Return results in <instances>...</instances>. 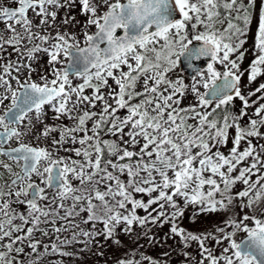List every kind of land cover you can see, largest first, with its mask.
Listing matches in <instances>:
<instances>
[{
	"label": "snow or ice",
	"instance_id": "snow-or-ice-1",
	"mask_svg": "<svg viewBox=\"0 0 264 264\" xmlns=\"http://www.w3.org/2000/svg\"><path fill=\"white\" fill-rule=\"evenodd\" d=\"M255 4L0 3V264H64L48 258L119 246L137 227L159 243L165 224V240L197 245L187 264H264V83L241 88L264 77V9L241 69ZM184 64L190 82L175 75ZM190 207L193 223L224 219L192 232ZM142 261L161 264H116Z\"/></svg>",
	"mask_w": 264,
	"mask_h": 264
},
{
	"label": "rangeland",
	"instance_id": "rangeland-1",
	"mask_svg": "<svg viewBox=\"0 0 264 264\" xmlns=\"http://www.w3.org/2000/svg\"><path fill=\"white\" fill-rule=\"evenodd\" d=\"M0 3H3V0H0ZM245 3H247V0H245ZM252 16L253 20L252 23L249 25V30L246 36V43L244 45V48L242 49L245 52V58L242 62L241 69H247L249 65L251 64L252 60L255 58V36L258 28V18H259V13L261 9H264V0H256L255 6L252 8ZM71 14L76 16L77 20L83 22L85 17L79 14V8H73L71 10ZM64 15V10H61L60 16ZM2 27V25H0ZM75 30V29H74ZM46 60V58H45ZM43 63V61H42ZM175 75H179L185 79V82H190L191 78L187 76L186 73L182 71V68L180 67ZM259 83H264V77H260L257 79L256 82L249 84L247 80V73H245V76L242 78L241 81V88L242 92L244 94H247L249 90L254 89L255 87L258 86ZM252 99H255L253 97ZM191 101V97L188 98V100L185 101V103H188ZM234 111L238 112L240 107H241V102L236 99L234 102ZM249 112L251 113L252 110L249 109ZM49 117H51V113H49ZM49 122H51V119H49ZM231 139L229 140L228 148H231ZM228 148L222 149L225 153H227ZM140 215H144L142 211L139 212ZM193 214V209L190 207L187 212L185 213L184 219L180 222L181 226L192 231V232H203L205 230L211 229L214 225L220 223L222 219H224L223 216L219 214H214L210 216H199L196 219V222L193 223L191 220ZM142 230L140 228H135L134 233L129 236L124 233L119 234V239L122 240L123 242L131 244L132 241L134 240V237L137 236V234H140L141 236ZM169 232V225L165 224L163 227H152V232L150 235H154L156 241H159V243H153L149 244L147 238H145L142 235V248L138 251L137 256L134 258L135 261H141V257L147 256L145 255L146 250L150 253V256L152 259L158 260L161 262V264H187L185 257L183 256V251L189 252L193 257H198V248L197 245L194 243L192 247L188 249H183V246L179 242V238L175 239H167L165 240V235ZM102 239V238H101ZM151 246V251L147 249ZM146 247V248H145ZM81 246L76 245L75 246V251L79 253L80 258L82 255L86 254L87 250L81 252L80 251ZM94 249H98V251H93ZM67 250L72 251V248H68ZM89 251L98 253L99 251H103L104 255L100 256L97 254L90 255V259H94L95 264H105L107 261L111 260V257L117 253L114 244L112 241H108L107 244L101 248L99 246L93 245ZM164 253H168L167 256L164 255ZM60 259L66 260L68 262L72 261V257H58V256H51L48 258L50 262H55ZM116 264V263H113ZM142 264H148L147 261L142 262Z\"/></svg>",
	"mask_w": 264,
	"mask_h": 264
},
{
	"label": "trees",
	"instance_id": "trees-1",
	"mask_svg": "<svg viewBox=\"0 0 264 264\" xmlns=\"http://www.w3.org/2000/svg\"><path fill=\"white\" fill-rule=\"evenodd\" d=\"M234 110L235 109L233 107L232 111H234ZM142 245H143L142 244V234H141V236H139V238H137V236H135L134 240L132 241L131 244L123 242L121 240V245L117 246L114 244L117 253H115V255H113L111 257V260L107 261L105 264L116 263V261L118 259H121V258L134 260V258L137 256L138 251L143 247ZM147 249H149L151 251V246L149 245V247ZM93 251L97 252L98 249H94ZM93 254H95V252L92 253V251L87 250L86 254L82 255L81 258L79 256V253H77L76 257H72L71 262H68L66 260H63V261H64V264H95L94 259H90V261H89V258H88V257H90V255H93ZM145 255L150 256V253L148 252V250H146ZM142 262H144V261H142Z\"/></svg>",
	"mask_w": 264,
	"mask_h": 264
},
{
	"label": "water",
	"instance_id": "water-1",
	"mask_svg": "<svg viewBox=\"0 0 264 264\" xmlns=\"http://www.w3.org/2000/svg\"><path fill=\"white\" fill-rule=\"evenodd\" d=\"M197 66H198L201 70H204V69L206 68V61H200V62H197ZM181 68H182V71H183L184 73H186L187 76H188L189 78H191L192 75L194 74L193 70H192L191 68L187 67L186 64L182 65Z\"/></svg>",
	"mask_w": 264,
	"mask_h": 264
}]
</instances>
